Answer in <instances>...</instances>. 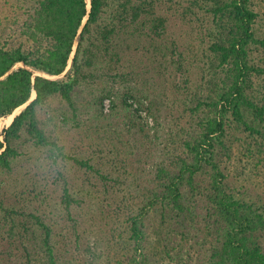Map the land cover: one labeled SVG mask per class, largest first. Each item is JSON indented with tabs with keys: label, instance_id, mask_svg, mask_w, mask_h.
Segmentation results:
<instances>
[{
	"label": "trees",
	"instance_id": "obj_1",
	"mask_svg": "<svg viewBox=\"0 0 264 264\" xmlns=\"http://www.w3.org/2000/svg\"><path fill=\"white\" fill-rule=\"evenodd\" d=\"M177 1L173 8L172 0H0V118L26 104L0 132V166L11 167L24 132L37 145L57 147L58 136L49 129L59 117L62 125L103 146L120 125L129 126L140 156L150 135L141 117L131 114L132 103L146 107L157 124L159 114L154 90L137 83L175 66L167 28L173 10L181 7L177 17L196 21V32L203 35L194 39L202 46L208 76L202 73L200 84L206 93L193 96L187 151L160 164L151 197L131 218L132 231L142 238L152 208L167 252L190 241L184 264H264V203L260 209L256 200L238 196L222 168L244 133L250 139L246 150L264 163V93L255 94L252 81L264 67L249 59L254 47L264 49L258 12L252 0ZM197 6L211 17L208 26L194 12ZM19 62L23 65L14 67ZM35 71L66 72L51 78ZM119 78L134 86L120 90L110 85ZM230 121L235 123L232 138ZM141 251L140 264L155 263ZM47 252L45 264H56L53 247Z\"/></svg>",
	"mask_w": 264,
	"mask_h": 264
},
{
	"label": "rangeland",
	"instance_id": "obj_2",
	"mask_svg": "<svg viewBox=\"0 0 264 264\" xmlns=\"http://www.w3.org/2000/svg\"><path fill=\"white\" fill-rule=\"evenodd\" d=\"M172 1L174 8L177 0ZM251 6L258 12L256 28L264 34V0H252ZM173 11L167 35L173 40L170 55L175 66L163 67L158 77L153 71V75L145 77L149 82L137 83L138 87L154 90L155 95H151L158 99V108L154 109L159 114L158 124L146 107L131 102V114L137 113L136 119L141 117L139 120L150 135L140 146V156L135 154L138 146L134 134L123 124L117 133H111L104 146L93 136L86 138L62 125V117L51 122L49 129L52 136H58L57 147L37 145L22 133L23 147L13 156L11 167L0 166V264H45L49 246L53 247L56 264H140L141 248L156 260H149V264H184L188 260L185 250L190 241H181L182 247L174 244V251L167 252L156 209L151 208L148 213L142 238L132 231L131 219L151 197L160 164L187 151L186 140L193 138V96L206 93L200 84L202 73L203 77L208 76L206 67L202 68V46L194 39L203 35L197 34L196 21L188 23L190 17L182 18L183 21L177 17L181 7ZM194 12L202 16L199 21L202 18L207 26L210 24L211 17L198 6ZM249 59L264 67V49L254 47ZM178 60L181 63L177 65ZM19 65L23 64L19 62L14 67ZM65 72L59 76L34 73L56 78ZM252 81L254 93H264V74L253 75ZM110 85L120 90L134 86L122 78L110 81ZM143 102L149 105V101ZM108 103L109 99H105L104 105ZM25 106L0 118V132ZM227 125L232 138L235 123L230 121ZM237 140L232 157L223 159L222 168L237 188L238 196L256 200L261 209L264 163L246 150L250 140L247 134Z\"/></svg>",
	"mask_w": 264,
	"mask_h": 264
},
{
	"label": "bare ground",
	"instance_id": "obj_3",
	"mask_svg": "<svg viewBox=\"0 0 264 264\" xmlns=\"http://www.w3.org/2000/svg\"><path fill=\"white\" fill-rule=\"evenodd\" d=\"M10 117H12V116H10Z\"/></svg>",
	"mask_w": 264,
	"mask_h": 264
}]
</instances>
